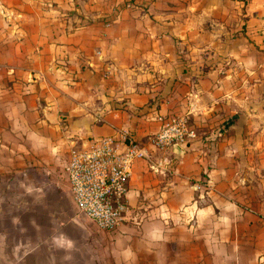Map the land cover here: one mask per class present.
Listing matches in <instances>:
<instances>
[{
    "label": "crops",
    "instance_id": "0c3cea01",
    "mask_svg": "<svg viewBox=\"0 0 264 264\" xmlns=\"http://www.w3.org/2000/svg\"><path fill=\"white\" fill-rule=\"evenodd\" d=\"M187 109L221 140L156 149ZM123 130L142 156L104 231L64 167ZM0 219V264H264V0H0Z\"/></svg>",
    "mask_w": 264,
    "mask_h": 264
},
{
    "label": "built area",
    "instance_id": "2783aa9c",
    "mask_svg": "<svg viewBox=\"0 0 264 264\" xmlns=\"http://www.w3.org/2000/svg\"><path fill=\"white\" fill-rule=\"evenodd\" d=\"M190 110L165 118L153 137L154 147L168 150L186 146L197 138ZM141 149L128 131L93 138L73 145L67 152L65 176L77 215L91 220L98 229L113 231L127 220L129 177Z\"/></svg>",
    "mask_w": 264,
    "mask_h": 264
},
{
    "label": "rangeland",
    "instance_id": "374dc122",
    "mask_svg": "<svg viewBox=\"0 0 264 264\" xmlns=\"http://www.w3.org/2000/svg\"><path fill=\"white\" fill-rule=\"evenodd\" d=\"M127 1H132V0H127ZM137 1H141V0H137ZM248 1L249 0H242V2L244 4H246ZM214 128H215L216 132H218V133H215V135L208 136L207 140L204 139L205 135H197V138L195 139V140H197V143H196L197 147L209 149L210 147H215V145H217V143L221 140V137L223 136V135H220V134H222L223 127H221V125H217V127H214ZM197 134H199V133L197 132ZM72 206H73V204H72ZM73 210L76 213L74 206H73ZM76 215H77V213H76ZM77 216L83 217L81 215H77ZM19 220L22 222L23 225L26 224L25 216H21V219H19ZM7 221L5 219H0V225H1L0 231L4 233L5 239L7 241V246H9L16 234H15V231H13V229H10V227H8L9 225H6ZM16 233L19 236L18 238H20L24 235L25 230L22 229L21 232L17 231ZM7 249H9V248L7 247ZM6 254H8V256H11L9 251Z\"/></svg>",
    "mask_w": 264,
    "mask_h": 264
}]
</instances>
